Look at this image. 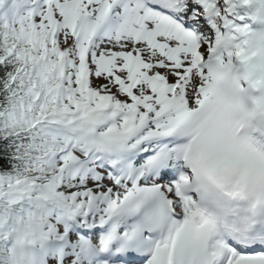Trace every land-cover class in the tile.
Returning <instances> with one entry per match:
<instances>
[{"label":"snow or ice","instance_id":"6c2138e0","mask_svg":"<svg viewBox=\"0 0 264 264\" xmlns=\"http://www.w3.org/2000/svg\"><path fill=\"white\" fill-rule=\"evenodd\" d=\"M0 264H264V0H0Z\"/></svg>","mask_w":264,"mask_h":264}]
</instances>
